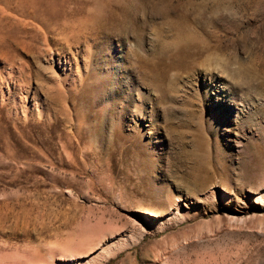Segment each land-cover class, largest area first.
<instances>
[{"label": "rangeland", "instance_id": "374dc122", "mask_svg": "<svg viewBox=\"0 0 264 264\" xmlns=\"http://www.w3.org/2000/svg\"><path fill=\"white\" fill-rule=\"evenodd\" d=\"M0 264H264V0H0Z\"/></svg>", "mask_w": 264, "mask_h": 264}]
</instances>
